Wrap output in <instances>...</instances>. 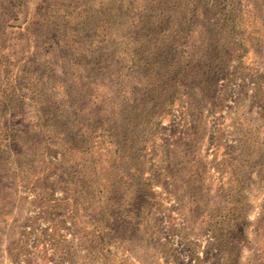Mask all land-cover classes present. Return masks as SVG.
<instances>
[{"label": "rangeland", "instance_id": "374dc122", "mask_svg": "<svg viewBox=\"0 0 264 264\" xmlns=\"http://www.w3.org/2000/svg\"><path fill=\"white\" fill-rule=\"evenodd\" d=\"M0 264H264V0H0Z\"/></svg>", "mask_w": 264, "mask_h": 264}, {"label": "trees", "instance_id": "16d2710c", "mask_svg": "<svg viewBox=\"0 0 264 264\" xmlns=\"http://www.w3.org/2000/svg\"><path fill=\"white\" fill-rule=\"evenodd\" d=\"M169 100H170V97H169Z\"/></svg>", "mask_w": 264, "mask_h": 264}]
</instances>
